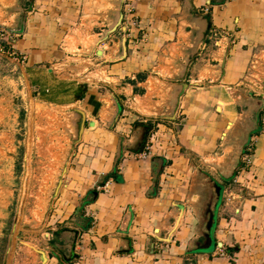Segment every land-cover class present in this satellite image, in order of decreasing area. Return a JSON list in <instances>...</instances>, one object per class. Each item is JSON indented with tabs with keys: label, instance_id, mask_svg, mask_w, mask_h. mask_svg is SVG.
Segmentation results:
<instances>
[{
	"label": "crops",
	"instance_id": "obj_1",
	"mask_svg": "<svg viewBox=\"0 0 264 264\" xmlns=\"http://www.w3.org/2000/svg\"><path fill=\"white\" fill-rule=\"evenodd\" d=\"M0 25L29 75L77 50L101 75L43 85L85 128L30 264H264V0H0Z\"/></svg>",
	"mask_w": 264,
	"mask_h": 264
},
{
	"label": "rangeland",
	"instance_id": "obj_2",
	"mask_svg": "<svg viewBox=\"0 0 264 264\" xmlns=\"http://www.w3.org/2000/svg\"><path fill=\"white\" fill-rule=\"evenodd\" d=\"M19 29L0 25V264L11 257L13 264H30V247L47 241L43 235L54 225V197L61 184L57 177L64 175L81 139L82 105L52 103L64 93L45 92L43 85L62 89L74 81L101 79L82 50L56 65L50 76L27 74L26 60L12 47Z\"/></svg>",
	"mask_w": 264,
	"mask_h": 264
},
{
	"label": "built area",
	"instance_id": "obj_3",
	"mask_svg": "<svg viewBox=\"0 0 264 264\" xmlns=\"http://www.w3.org/2000/svg\"><path fill=\"white\" fill-rule=\"evenodd\" d=\"M130 11V10H129ZM213 36H214V38L215 37H217V33L215 32L214 34H213ZM9 42V41H8ZM12 52H15V51H12ZM16 54V56H18V53H15ZM20 56V55H19ZM21 57V56H20ZM23 58V57H22ZM263 125H264V123H263ZM260 132L261 133H263L264 132V126H262V128H261V130H260ZM253 139H250V142L247 144V146H246V150H245V153H250L251 152V150H252V146H253ZM144 152L142 151L140 154L138 153H135V155H138V156H141V155H146V154H150V151H149V149H148V146L146 145V142H145V145H144ZM105 190V186H99L98 187V190ZM219 255H222V256H228L231 260H235V258H236V256L234 255V254H230V256L227 254V253H225L224 251H222V250H219Z\"/></svg>",
	"mask_w": 264,
	"mask_h": 264
},
{
	"label": "water",
	"instance_id": "obj_4",
	"mask_svg": "<svg viewBox=\"0 0 264 264\" xmlns=\"http://www.w3.org/2000/svg\"><path fill=\"white\" fill-rule=\"evenodd\" d=\"M121 15H122V14H121ZM121 18H122V16L120 17L119 22L117 23V25L120 23ZM117 25H115V26L112 28L111 31L115 30L116 27H117ZM79 113H80L81 118H80L79 127H78L77 139H79L80 136H81V129H84V122H85V114H84V112L80 111ZM93 124H94V121H91V122L89 123L90 126H92ZM144 145H145V139L142 138V140H141V141L139 142V144H138V146H139L140 148H139V149H136V152H141V151L143 150V148H144ZM63 170H65V167H63ZM61 176H62V175H61V173H60V175L58 176L57 186L61 183Z\"/></svg>",
	"mask_w": 264,
	"mask_h": 264
},
{
	"label": "trees",
	"instance_id": "obj_5",
	"mask_svg": "<svg viewBox=\"0 0 264 264\" xmlns=\"http://www.w3.org/2000/svg\"><path fill=\"white\" fill-rule=\"evenodd\" d=\"M93 194H96V192L94 191V193Z\"/></svg>",
	"mask_w": 264,
	"mask_h": 264
}]
</instances>
